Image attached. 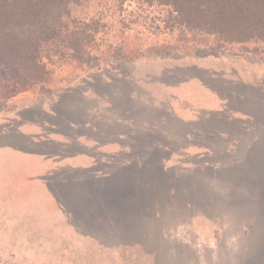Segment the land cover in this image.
I'll return each instance as SVG.
<instances>
[{
	"label": "rangeland",
	"instance_id": "1",
	"mask_svg": "<svg viewBox=\"0 0 264 264\" xmlns=\"http://www.w3.org/2000/svg\"><path fill=\"white\" fill-rule=\"evenodd\" d=\"M88 11L92 16L102 12L105 20L117 26L111 30L114 38L105 35L101 43L105 45L100 49L81 53L77 60L56 63L45 84L19 81L10 70L0 68V264H264V170L254 172L247 167L244 171L245 165L240 169L238 164L236 171L231 172L227 168L220 170L221 164L217 165L218 173L226 177L238 171L244 174L248 197H244V191V199L240 193L237 201L232 200L236 189L216 187L210 168L216 167L215 161L221 157L225 161L245 157L251 138L264 135V58L226 54L219 43L202 35L189 37L179 45L165 39L155 41V14L149 15L143 26L138 25L136 0L93 1ZM121 20L127 27L122 28ZM148 36L154 40H142L147 47L131 43L135 37ZM108 41L120 45L122 50L116 53ZM204 82L229 97L231 106L250 111L261 123L254 124L249 132L235 127L234 133L242 145L237 157L213 152L204 161L195 148L187 150L183 163L173 157L167 166L187 170L192 179L190 189L186 191L180 184L185 181L183 178L174 179L175 187L171 188L172 172L164 174L163 183H169L170 188L160 190L158 215L152 211L133 218L137 220L138 232L120 235L114 212L104 205V213L100 206L93 217L83 212L74 215L70 195L50 190L57 189L54 182L59 177L45 175L51 162H44L36 153L47 152L48 145L51 153L79 151L71 163L75 165L81 164L80 153L92 152L82 143L64 145L58 141L60 134L51 131L54 129L47 124L59 122L54 111L66 112L71 104L81 102L105 107L111 97L115 116H125L132 110L137 123L144 116L146 120L151 116L150 107L152 113L157 108L189 117L200 107H218L221 102ZM128 94L132 99L126 97ZM106 126L104 133L100 129L86 131L114 142L116 138L111 133L118 127ZM160 130L157 136H165ZM25 136L48 145L25 141ZM178 139L173 135L168 141L172 148L179 147ZM124 140L132 143L133 135ZM109 146L108 153L119 147ZM88 158L95 171L105 172L111 167L103 168L94 163L93 156ZM231 160L230 164H234ZM76 170L70 166L68 172H57L65 175L61 180L65 188ZM148 187L151 191L157 189L152 179ZM82 191L81 194H88ZM202 194L217 198H208V203ZM231 200L235 204L230 202L229 206L227 201Z\"/></svg>",
	"mask_w": 264,
	"mask_h": 264
},
{
	"label": "trees",
	"instance_id": "2",
	"mask_svg": "<svg viewBox=\"0 0 264 264\" xmlns=\"http://www.w3.org/2000/svg\"><path fill=\"white\" fill-rule=\"evenodd\" d=\"M93 1L100 0H0V68L10 70L19 81L45 84L53 74L50 68L55 67L56 63L77 60L81 53L100 49V46L105 45L101 44L106 39L103 37L115 34L111 30L112 27L117 26L105 20V14L102 12L96 13L95 16L90 15L88 10ZM136 2L139 11L136 21L138 25L143 26L149 15L155 14L152 19L154 24L152 35L155 41L165 39L168 43L179 45L189 37L202 35L219 43L226 54L259 55L264 58V0H136ZM120 23L122 28L127 27L124 21L121 20ZM149 39L154 40L152 36L140 39L135 37L131 43L133 46L143 48L148 44L142 40ZM112 45L116 53L122 50L120 45L114 43ZM106 47L111 48L109 44H106ZM204 85L210 88L221 102L218 107H200V110L195 114L192 112L189 117L177 115L176 111L162 112L157 108L154 109L156 112L154 114L150 107L148 114L151 116L147 120L144 116L137 123L131 116L132 110H128L125 116H115V104L108 96L105 107L81 102L78 105L71 104L69 111H54L52 114L58 117L59 122L54 124L47 122V124L50 129H54L51 131L60 134L58 141H62V144L68 142L84 144L96 141L107 145H118L120 152L108 154V161L111 164L115 160L128 158L123 154L122 147L129 145L131 151L128 153H131L129 156H133L134 161L124 166L129 171L119 177H109L107 175L109 169L105 171L108 177L104 172L100 175L101 171L94 174L95 170H76L70 176L71 181L67 188L61 183L65 175L57 172L61 169L68 172L69 168L54 169L49 174L59 177V180L54 182L57 189L50 190L63 196L70 195L73 200L74 215L83 212L86 216L93 217L100 206L104 213V205L111 213L114 212V219L120 224L118 232L122 236L135 230L137 221L135 219L141 213L152 214L153 211L158 215V204L162 197L160 190L170 188L167 186L170 185L169 183L166 185L163 183L164 174L172 172L169 181L171 188L175 187L174 179L183 178L185 181H180V184L184 185V190L190 189L189 180L192 179L188 177L189 172L185 169L177 170L175 165L167 166L173 157L178 158L179 163L185 162L182 158L190 148H195L198 157L204 161L206 157H212L213 152L220 153L223 157L224 154L227 157L230 154L237 157L242 145L234 133L235 127L249 132L254 124L261 123V120L255 118L250 111L235 105L231 106L229 97L211 88L209 83L204 82ZM126 97L132 99L129 94ZM104 124L118 127L111 133L112 138H116L114 142L86 131L95 132L100 129L104 133ZM160 129L165 136H157L158 130L159 134L161 133ZM130 134L133 135V141L128 144L124 139L130 137ZM173 135L179 137V147L176 149L168 143ZM24 139L43 146L46 144L35 137L25 136ZM251 140L252 144L248 145L245 157L232 160L227 158V162L221 157L215 161L216 167H210L216 187L219 186L226 191H234V189L238 191L237 197L233 196L232 200L238 201L240 193L243 197L244 191V197H248L243 183L244 174L238 171V174L226 177L218 171L225 168L231 169V172L233 169L236 171L238 164L241 165L240 169L244 164V171H247V167H251L254 172H263L264 135L255 136ZM48 147L50 146L45 147L47 152L42 154L49 157L55 155L56 158L58 155L57 158L61 159L73 153H51ZM131 158L129 157L130 160ZM230 160L234 164H230ZM219 164L221 167L218 169ZM149 178L155 182L157 189L151 191L148 187ZM175 183L176 186L179 184L177 181ZM144 187H147L146 190ZM82 190L88 194H81ZM201 196H205L204 199L211 203L208 200L211 196L204 194ZM258 196L260 198L261 194ZM167 197L172 199L169 193ZM216 198L215 195L212 200ZM232 200L227 201L229 206L230 202L235 204ZM90 201L92 204L89 203ZM134 232H138L137 229Z\"/></svg>",
	"mask_w": 264,
	"mask_h": 264
},
{
	"label": "crops",
	"instance_id": "3",
	"mask_svg": "<svg viewBox=\"0 0 264 264\" xmlns=\"http://www.w3.org/2000/svg\"><path fill=\"white\" fill-rule=\"evenodd\" d=\"M84 147L85 148H88L90 149L92 152H82L80 153V162L81 164H75V165H71V163L73 162V157L75 158L76 154L78 153H72V154H75V155H66L67 157H64V158H61V159H58V164H56V158L51 156H47V155H44L42 153H36L40 156H42L43 158V161L44 162H51L50 163V168L47 169V173L45 172V175L46 174H49L51 171H54V169H57V168H70L75 166L78 168V170H83V169H88V170H94L91 163L89 162V158L88 157H94V163L95 161L97 163H100L101 166L103 168H106L108 167L109 168V165H111V167L109 168V173L107 174L109 177L110 176H113V177H119L120 175H123L125 172L129 171L128 169H125L124 166L129 164L130 162H133V156H129L131 155V153H128L130 152L131 150L129 149V145H125V147H122V150L124 151V155H127L128 158H125V159H122V160H115V162L113 164L110 163V161H108V147H110L109 145L107 144H102V143H98L96 141H90L88 143H84ZM119 148H116L114 147V150L115 152L118 150ZM71 156V157H70ZM129 157H132L130 160ZM111 168L112 171H111ZM111 172V173H110ZM98 174L99 171H96L94 172V174ZM100 175H103V172H101ZM104 175L107 176L104 172ZM107 176V177H108Z\"/></svg>",
	"mask_w": 264,
	"mask_h": 264
}]
</instances>
